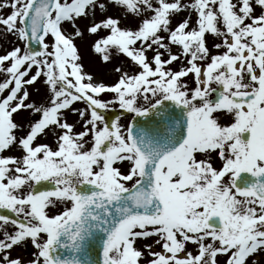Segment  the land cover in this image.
<instances>
[{
	"label": "snow or ice",
	"instance_id": "snow-or-ice-1",
	"mask_svg": "<svg viewBox=\"0 0 264 264\" xmlns=\"http://www.w3.org/2000/svg\"><path fill=\"white\" fill-rule=\"evenodd\" d=\"M0 264H264V0H0Z\"/></svg>",
	"mask_w": 264,
	"mask_h": 264
},
{
	"label": "rangeland",
	"instance_id": "rangeland-1",
	"mask_svg": "<svg viewBox=\"0 0 264 264\" xmlns=\"http://www.w3.org/2000/svg\"><path fill=\"white\" fill-rule=\"evenodd\" d=\"M91 42V38L86 41H77V43L80 45L81 53L85 58L87 70L93 72L98 78L103 79L106 83H112L115 79V74H113L111 71V64L104 65L100 62L99 56L94 54L89 47ZM115 111H117L121 116V121L125 122V115L122 114L121 110H119L117 107Z\"/></svg>",
	"mask_w": 264,
	"mask_h": 264
},
{
	"label": "bare ground",
	"instance_id": "bare-ground-1",
	"mask_svg": "<svg viewBox=\"0 0 264 264\" xmlns=\"http://www.w3.org/2000/svg\"><path fill=\"white\" fill-rule=\"evenodd\" d=\"M110 68H112V65H110Z\"/></svg>",
	"mask_w": 264,
	"mask_h": 264
},
{
	"label": "water",
	"instance_id": "water-1",
	"mask_svg": "<svg viewBox=\"0 0 264 264\" xmlns=\"http://www.w3.org/2000/svg\"><path fill=\"white\" fill-rule=\"evenodd\" d=\"M117 114V113H116ZM114 118V117H113Z\"/></svg>",
	"mask_w": 264,
	"mask_h": 264
}]
</instances>
